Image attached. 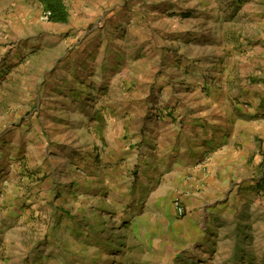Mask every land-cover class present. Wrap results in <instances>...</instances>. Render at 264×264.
<instances>
[{"label":"rangeland","instance_id":"rangeland-1","mask_svg":"<svg viewBox=\"0 0 264 264\" xmlns=\"http://www.w3.org/2000/svg\"><path fill=\"white\" fill-rule=\"evenodd\" d=\"M63 2L0 0V264H264V0ZM170 116L212 133L181 181Z\"/></svg>","mask_w":264,"mask_h":264},{"label":"crops","instance_id":"crops-1","mask_svg":"<svg viewBox=\"0 0 264 264\" xmlns=\"http://www.w3.org/2000/svg\"><path fill=\"white\" fill-rule=\"evenodd\" d=\"M176 117L170 116L164 121L155 119L146 121L144 130L148 135L141 150L147 149V145L155 144L153 157L151 155L147 157L149 160L147 165H154L157 170L162 171L159 172V176L163 175L165 178L174 176L181 181L183 170H187L193 164L204 163L202 160L205 156V143L211 142L212 133L205 130L198 121ZM206 178L203 177L204 180Z\"/></svg>","mask_w":264,"mask_h":264},{"label":"trees","instance_id":"trees-1","mask_svg":"<svg viewBox=\"0 0 264 264\" xmlns=\"http://www.w3.org/2000/svg\"><path fill=\"white\" fill-rule=\"evenodd\" d=\"M51 13L49 21L64 23L68 19V12L63 0H38Z\"/></svg>","mask_w":264,"mask_h":264},{"label":"built area","instance_id":"built-area-1","mask_svg":"<svg viewBox=\"0 0 264 264\" xmlns=\"http://www.w3.org/2000/svg\"><path fill=\"white\" fill-rule=\"evenodd\" d=\"M50 16H51V13L49 11L46 10L43 12V18H45L46 20H48Z\"/></svg>","mask_w":264,"mask_h":264}]
</instances>
